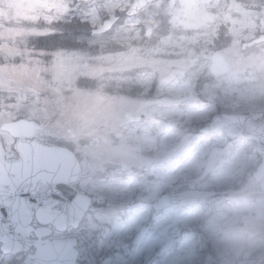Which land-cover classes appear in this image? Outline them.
<instances>
[{
	"label": "rangeland",
	"instance_id": "obj_1",
	"mask_svg": "<svg viewBox=\"0 0 264 264\" xmlns=\"http://www.w3.org/2000/svg\"><path fill=\"white\" fill-rule=\"evenodd\" d=\"M129 1L0 0V124L35 120L38 139L76 152L93 201L77 231L88 264H264L256 144L199 131L215 113L264 118V43L242 48L264 32V0H156L124 18ZM76 16L80 39L64 23ZM217 48L232 70L215 79ZM82 96L96 119L69 117ZM163 192L173 204L156 212ZM235 232L245 242L225 247Z\"/></svg>",
	"mask_w": 264,
	"mask_h": 264
},
{
	"label": "water",
	"instance_id": "obj_2",
	"mask_svg": "<svg viewBox=\"0 0 264 264\" xmlns=\"http://www.w3.org/2000/svg\"><path fill=\"white\" fill-rule=\"evenodd\" d=\"M152 1L132 0L126 14H136ZM117 19V16L104 19L91 33L107 31ZM149 33L150 29L147 30ZM261 41H264V33L244 43L242 47ZM210 60L209 71L214 77L230 72L231 63L222 51L215 50ZM42 128L36 121L26 118L0 124V130L15 139L13 149L17 152V157L6 158L0 137V199L5 200L0 203L4 207L0 210V240L7 249L26 235L25 224L30 220L31 208L35 209L36 218L40 222L65 228L68 225L77 226L90 206V196L70 185L78 174L76 157L64 146L49 145L38 140L36 134ZM220 129H224L229 137H244L256 142L261 161L252 175L264 191V121L254 122L247 114L220 113L213 115L209 124L200 130L209 132ZM168 204L169 197L164 194L154 207L160 209ZM7 218L13 222L6 223ZM35 245L36 252L28 256L23 264H75L76 251L70 250L64 257L59 242L45 247Z\"/></svg>",
	"mask_w": 264,
	"mask_h": 264
},
{
	"label": "flooded vegetation",
	"instance_id": "obj_3",
	"mask_svg": "<svg viewBox=\"0 0 264 264\" xmlns=\"http://www.w3.org/2000/svg\"><path fill=\"white\" fill-rule=\"evenodd\" d=\"M244 2L247 0H243ZM255 44L253 46L248 47L249 49L257 46ZM70 148V147H69ZM172 205L164 208L163 210L171 208ZM162 211V210H161ZM84 219V218H83ZM83 221V220H82ZM7 222H11L7 220ZM82 222L77 228L69 226L64 230H57L51 225H44L39 223L34 218L31 219L29 223V233L27 235V240L30 243L28 246H25L22 250H15L13 252H4L1 250L0 243V264H22L24 259L35 251V247L32 242H51L57 239H66V238H74L75 248L77 250V258L76 264H88L87 259L85 260L84 254H89L90 251L85 247L84 242L81 239V236L77 234V231L80 229Z\"/></svg>",
	"mask_w": 264,
	"mask_h": 264
},
{
	"label": "clouds",
	"instance_id": "obj_4",
	"mask_svg": "<svg viewBox=\"0 0 264 264\" xmlns=\"http://www.w3.org/2000/svg\"><path fill=\"white\" fill-rule=\"evenodd\" d=\"M69 117L87 121L96 119L98 112L95 109L93 99L88 96L76 98L69 111ZM244 242V237L238 232L226 234L222 241L225 247H238L243 245Z\"/></svg>",
	"mask_w": 264,
	"mask_h": 264
},
{
	"label": "trees",
	"instance_id": "obj_5",
	"mask_svg": "<svg viewBox=\"0 0 264 264\" xmlns=\"http://www.w3.org/2000/svg\"><path fill=\"white\" fill-rule=\"evenodd\" d=\"M78 21H80V19H79V17H77L76 16V19H67V20H64V23H65V26H66V29H67V31H68V33L69 32H71V31H74V30H76V27L78 26L77 24H79V22ZM64 36L66 37V33L64 34ZM38 39H40V40H33V42H36V43H45V41H43V39L41 38V37H38ZM30 41H32V40H30Z\"/></svg>",
	"mask_w": 264,
	"mask_h": 264
}]
</instances>
